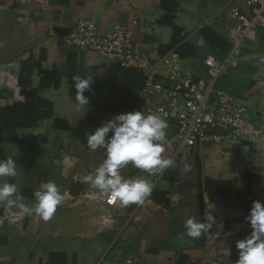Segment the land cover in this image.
<instances>
[{
	"label": "crops",
	"instance_id": "obj_1",
	"mask_svg": "<svg viewBox=\"0 0 264 264\" xmlns=\"http://www.w3.org/2000/svg\"><path fill=\"white\" fill-rule=\"evenodd\" d=\"M176 2L173 21L198 56L181 57L175 47L162 49L172 42L173 31L160 23L165 14L161 0H0V105L22 101L21 91L39 86L41 70L48 71L44 81L49 84L40 96L53 104L52 115L39 120L29 135L0 142V160L11 157L18 167L16 177L0 178V183H15L30 206L44 181H54L64 195L48 221L35 214L21 218L18 209L0 204V234L5 239L0 264H235L236 241L251 232L245 217L252 202L264 204V64L258 60L264 54V27L248 33L239 64L219 81L261 129L257 141L184 148L174 159L177 167L160 173L128 165L125 176L149 179L158 192L143 205H108L104 195L83 180L96 168L89 158L103 154L87 147L84 134L99 126L104 106H112L113 114L130 112L137 103L145 110L142 68H124L87 49L65 46L60 35L80 19L94 20L102 33L123 24L143 52L142 65L153 66L158 79L170 82L167 75L176 65L180 75L204 77L203 56L214 51L199 30L210 26L228 41L225 31L233 25L229 9L242 1ZM57 75L59 84L54 86ZM77 75L93 77L91 90L84 93L86 107L75 102L72 82ZM56 119L66 126H56ZM166 134L162 155L173 158L176 146L168 130ZM246 171L258 175L247 194H232L222 205L209 200L206 179L225 181L226 189L239 191ZM189 217L210 225L199 239L185 234Z\"/></svg>",
	"mask_w": 264,
	"mask_h": 264
},
{
	"label": "built area",
	"instance_id": "obj_2",
	"mask_svg": "<svg viewBox=\"0 0 264 264\" xmlns=\"http://www.w3.org/2000/svg\"><path fill=\"white\" fill-rule=\"evenodd\" d=\"M241 1V5L229 9L233 25L226 29L225 37L230 47L221 59L212 53L203 56L204 77L180 75L176 65L167 75L170 82L158 79L153 66L142 65L143 52L133 42L132 30L119 23H115L109 32L102 33L94 20L80 19L60 35V42L96 52L124 68H142L140 97L146 104L144 112L167 120L170 140L176 146L173 159L184 148L198 144L255 142L261 129L236 97L218 86L221 76L239 64L248 33L264 27V0ZM258 60L264 64V54ZM163 61L169 62L167 58ZM103 201L115 205L109 203L106 195Z\"/></svg>",
	"mask_w": 264,
	"mask_h": 264
},
{
	"label": "clouds",
	"instance_id": "obj_3",
	"mask_svg": "<svg viewBox=\"0 0 264 264\" xmlns=\"http://www.w3.org/2000/svg\"><path fill=\"white\" fill-rule=\"evenodd\" d=\"M73 83L75 102L86 107L89 99L84 93L91 90L92 75H77L73 77ZM168 127L167 120L161 116L134 110L113 115L94 131L85 132L87 147L92 151L102 150L103 159L98 167L83 177L84 182L101 195H106L109 203H118L124 207L131 204L143 205L153 192L152 181L125 176L123 169L131 165L134 169L144 170L149 174L175 169L177 165L174 159L164 158L162 155ZM17 168L16 159L9 157L0 160V178L16 177ZM33 197L35 202L30 206L23 202L24 197L15 183L7 180L0 183V204L18 209L21 218L35 214L48 221L64 200L58 185L51 180L41 182ZM245 221L251 232L236 241L238 258L235 264H264V204L253 201ZM184 227L188 237L199 239L210 225L189 217L184 221Z\"/></svg>",
	"mask_w": 264,
	"mask_h": 264
},
{
	"label": "trees",
	"instance_id": "obj_4",
	"mask_svg": "<svg viewBox=\"0 0 264 264\" xmlns=\"http://www.w3.org/2000/svg\"><path fill=\"white\" fill-rule=\"evenodd\" d=\"M161 7L165 11L160 23L171 27L172 42L168 45H163L162 49L169 50L175 47L174 51L181 57L184 56H198L199 51L196 47L187 41H183L181 35L182 30L174 23V14L177 9L176 0H161ZM199 34L204 39L206 45L212 49L215 57L221 59L230 47V43L215 29L210 26H204L199 30ZM178 44V45H177ZM177 45V46H176ZM48 71L41 70L40 84L36 88L23 90L20 94L23 97L22 101H17L10 105H0V142L2 140L20 141L25 136L31 133V129L36 126L39 120L48 118L52 115L53 104L51 101L40 96V91L49 82H45V77ZM59 76L57 75L53 85L58 86ZM73 86L74 83L72 82ZM75 89V87H74ZM56 119V126H66L67 122ZM258 180V175L246 171L243 175V189L239 191H230L226 189L227 182L221 180H205V188L208 192L209 200L222 205L227 199H230L233 194L235 197L237 192L247 194L249 186L252 182ZM9 182L12 183L10 180ZM158 193L154 191V194ZM155 198V197H154ZM244 208L245 204H244ZM5 241L4 237L0 234V244Z\"/></svg>",
	"mask_w": 264,
	"mask_h": 264
},
{
	"label": "rangeland",
	"instance_id": "obj_5",
	"mask_svg": "<svg viewBox=\"0 0 264 264\" xmlns=\"http://www.w3.org/2000/svg\"><path fill=\"white\" fill-rule=\"evenodd\" d=\"M88 51V50H87ZM90 51V50H89ZM91 53H95L97 56H99L96 52H93V51H90ZM100 57V56H99ZM102 58V57H101ZM107 61V60H106ZM117 62V61H116ZM219 81H220V79H219ZM219 81H218V86H220V84H219ZM112 106H104V111H103V113L101 114L102 115V117H101V122H100V124H99V126H101L102 125V123L105 121V120H107V119H109V118H111L113 115H116V114H113V113H111V108ZM122 106H119L117 109H118V111L120 112V111H122ZM110 110V112H108ZM134 110H142V106H141V104L140 103H137V104H135L134 105V107L132 108V111H134ZM105 111H106V113H105ZM113 111H116V110H113ZM118 114V113H117ZM75 126V125H74ZM98 126V127H99ZM75 134H76V130H75V127L72 129V131L70 132V136L71 137H73V136H75ZM81 138H83V137H81ZM80 138V139H81ZM79 139V140H80ZM93 160H92V158H89V161L92 163V165H94V167H98L99 166V164L102 162V159H103V154L102 153H96L95 155H93Z\"/></svg>",
	"mask_w": 264,
	"mask_h": 264
}]
</instances>
